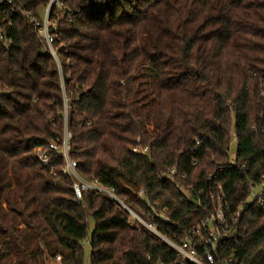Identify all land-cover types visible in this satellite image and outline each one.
I'll return each instance as SVG.
<instances>
[{
    "label": "trees",
    "instance_id": "trees-1",
    "mask_svg": "<svg viewBox=\"0 0 264 264\" xmlns=\"http://www.w3.org/2000/svg\"><path fill=\"white\" fill-rule=\"evenodd\" d=\"M47 2L0 4V264H84V240L88 264H188L104 195L75 200L55 153L38 162L63 97L84 178L156 222L147 204L164 209L157 227L176 241L193 239L220 185L228 217L240 208L214 264H264V205L243 202L264 176V0H63L57 61L23 14L40 20Z\"/></svg>",
    "mask_w": 264,
    "mask_h": 264
},
{
    "label": "built area",
    "instance_id": "built-area-1",
    "mask_svg": "<svg viewBox=\"0 0 264 264\" xmlns=\"http://www.w3.org/2000/svg\"><path fill=\"white\" fill-rule=\"evenodd\" d=\"M9 0H0V4ZM63 0H48L46 6L40 13V20L30 16L26 12L30 20L34 21V25L37 28L39 36L44 42V50L56 57L55 50L53 48L54 35L51 33V29L54 28L55 19L61 17ZM54 23V25H53ZM0 43L4 46L10 43V39L7 38L5 30L0 27ZM68 106L66 98L63 97V128L60 137L56 141H51L46 147H37L34 150V154L38 162L42 165L49 163L50 154L55 153L62 160L61 173L66 176L71 183V188L74 194L75 200H79L84 192H92L95 194H101L107 197L115 206H117L126 216L128 225L138 229L144 230L154 239L164 243L171 248L177 256L183 259L188 264H214V255L219 243L224 242L229 237L233 236L236 232L239 217V208L228 217L229 204L224 199V194L220 185L216 187V190L211 192L210 201L212 203V212L203 219L197 228L191 231V237L185 234L179 241H176L157 227V222H168V217L164 214V209L157 210L155 205H149L152 213L158 218L157 222L153 218L142 216L134 208H132L126 199L120 197L114 188L102 185L97 179H86L77 170V163L71 158L72 150V133L67 128L66 112ZM133 152H139L145 154L147 152L145 147L138 145L131 148ZM221 169L218 168V171ZM175 174V169L172 168L165 174L166 178L171 179ZM260 186V191L257 194H253L255 186ZM253 194L254 197L251 201H248V197ZM138 198H143V192H138ZM245 204L255 203L258 207L264 205V176L257 183H250L247 198L243 201ZM240 206V205H239ZM48 264H63L59 255L55 256L49 261Z\"/></svg>",
    "mask_w": 264,
    "mask_h": 264
},
{
    "label": "rangeland",
    "instance_id": "rangeland-1",
    "mask_svg": "<svg viewBox=\"0 0 264 264\" xmlns=\"http://www.w3.org/2000/svg\"><path fill=\"white\" fill-rule=\"evenodd\" d=\"M54 25V23H53ZM53 57V56H52ZM54 59H56L55 57H53ZM229 148H230V156L231 158L233 157L234 153H235V149H236V141H235V138L232 136L231 137V140H230V144H229ZM260 191V186L257 185L255 186V188L253 189V194H257L258 192ZM251 194L249 197H248V201H251L252 198L254 197V195ZM89 225V230H91V227H92V223L91 221H89L88 223ZM82 245V249H83V260H84V264H88V257H89V254H88V244H87V241L84 240L82 241L81 243ZM50 261V260H49ZM49 263V262H48Z\"/></svg>",
    "mask_w": 264,
    "mask_h": 264
}]
</instances>
